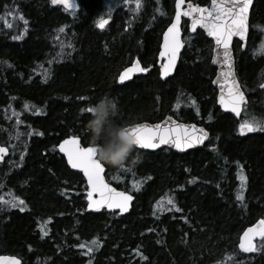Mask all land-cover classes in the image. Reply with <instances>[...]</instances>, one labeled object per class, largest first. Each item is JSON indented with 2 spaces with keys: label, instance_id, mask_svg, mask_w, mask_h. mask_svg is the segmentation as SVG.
<instances>
[{
  "label": "trees",
  "instance_id": "obj_1",
  "mask_svg": "<svg viewBox=\"0 0 264 264\" xmlns=\"http://www.w3.org/2000/svg\"><path fill=\"white\" fill-rule=\"evenodd\" d=\"M78 3V11L67 12L50 0H0V145L9 151L0 165V255L21 264H264V248L238 247L245 228L264 219V131L237 130L246 119L264 120V52L253 43L256 30L264 34V0L252 8L245 51L234 47L247 96L240 122L215 105L209 41L201 32L189 36L184 25L176 72L158 79L160 36L174 0ZM101 18L110 22L99 31ZM134 59L149 72L118 86L119 72ZM105 93L116 98L117 126L169 115L210 134L203 148L184 155L135 150L131 159H139L123 169L103 164L107 182L134 196L124 217L87 213L84 181L56 150L72 135L89 146V113L80 108Z\"/></svg>",
  "mask_w": 264,
  "mask_h": 264
},
{
  "label": "snow or ice",
  "instance_id": "obj_2",
  "mask_svg": "<svg viewBox=\"0 0 264 264\" xmlns=\"http://www.w3.org/2000/svg\"><path fill=\"white\" fill-rule=\"evenodd\" d=\"M183 0H176V16L173 19L171 25L164 32V43L161 45L159 55L165 58L163 66L160 70V76L163 78L167 76L173 68L176 61L177 53L181 47V40L179 39L178 22L181 16V3ZM51 5H63L65 9H73L76 7L71 0H50ZM251 0H211V8H202L194 6L189 3L187 10L183 11L184 16L192 18L193 27L200 24L207 30L209 36L215 39V43L218 47L223 49V63L227 67V74L231 76L232 65L229 54V42L234 35L244 39L247 29L248 13ZM192 13H199L200 15L193 17ZM206 13V15H205ZM10 15L12 13H9ZM21 19L23 17L21 16ZM107 23V20L101 19L97 23V27L103 29ZM64 31L63 28L60 29ZM20 36H15L13 39L19 40ZM150 66L142 67L140 62L133 61L130 67H127L119 75V81L123 82L131 77L132 73H147ZM224 75V73H221ZM225 83L228 85L227 95H222L219 103L226 109H230L233 113H239L241 106L245 103V94L241 91L240 86L235 81H228L225 78ZM264 87V84L261 85ZM78 99L84 101L88 98L79 97ZM194 103V102H193ZM81 107L80 113H88V107ZM39 111V109H37ZM124 132L131 135L136 143V146L142 149H155L160 145H170L178 150H184L193 145L200 144L207 138L208 133L203 129L198 130L193 125L191 129L183 124H177L172 121L169 124L148 125L146 123H135L130 126L122 127ZM238 132L240 135L246 133H252L255 131H264V120L258 119H246L238 126ZM42 135L43 133H37ZM83 139L78 135H72L62 140L58 145L59 152L67 158V164L72 169H78L83 173V176L87 180V207L92 210H99L101 208H107L109 210L118 209L120 213L126 212L129 207V202L133 199V196L127 192H117L105 183L102 173L105 172V167L102 163L95 158V150L91 146H81ZM5 149L0 147V153H4ZM124 168V167H123ZM121 168V169H123ZM150 179V177H149ZM238 179L243 185L245 176L241 169ZM139 190L140 183L135 185ZM96 194V198H93V194ZM238 200H242L243 196L238 195ZM24 201L19 200L21 212L24 211ZM169 204L175 207V203L169 200ZM11 208L17 207L15 199L9 205ZM178 210V209H177ZM46 234V233H43ZM259 238V244L257 239ZM98 243L93 241V244ZM84 248L85 245H79ZM264 248V219H260L257 222V226L247 228L240 236L239 249L243 253L255 252ZM93 247H88L87 252H93ZM139 254V253H138ZM0 261L4 264H20V261L16 257H0ZM90 264V262H89Z\"/></svg>",
  "mask_w": 264,
  "mask_h": 264
},
{
  "label": "water",
  "instance_id": "obj_3",
  "mask_svg": "<svg viewBox=\"0 0 264 264\" xmlns=\"http://www.w3.org/2000/svg\"><path fill=\"white\" fill-rule=\"evenodd\" d=\"M255 1H256V0H251V4H250V7H249V13H248L247 29H246V32H245V37H244V39H241L239 36L234 35V36L232 37V39L230 40V42H229V49H228V50H229V54H230V58H231V65H232V74H231V76H228V74H227V67H226L223 63H221V61L223 60V49L220 48V47H218V46L216 45V43H215V39H214L213 37H211V36L208 35L207 30H206L204 27H202L200 24H197V25H195V27H193V21H192V18L189 17V16H184V15L182 14L184 10H187L189 3L193 4L192 2L183 0V2L181 3V9H180V10H181V16H180V19H179V22H178V25H177L178 28H179V39H180V40H181V35H182V34H181V22H182V20L184 19V20L188 21V30H189V33H190V34H195L196 31L199 30V31L203 32L204 35H205V37L211 42L210 63H211V65H212L213 68H214V76H213L212 81H211V87H212L213 90L215 91V104H216L217 108H218L221 112L232 115L236 121H239L240 118H241L242 111H243V107L247 104V96L245 95V103L241 106L240 112H239L238 114H237V113H233L232 111H230V109H226V108H224L223 106H221V104L219 103V100H220V98H221L222 95H227L228 85L225 83V78H226V77H227L228 81H235V82L240 86V84H239V82H238V80H237V77H236V71H235V59H234V54H233V43H234V41L238 42V43H239V46H240V50H241V51H244V50H245V48H246V44H247L248 35H249V20H250V14H251L252 8H253V6H254V4H255ZM71 2H72L73 4L76 5V7L73 8V9H65V8L63 7V5H57V6H53V5H51V6H52V7H59V8H62L63 10L68 11V12H76V11H78V9H79V3H78V0H71ZM50 4H51V3H50ZM193 5H194V6H198V5H195V4H193ZM211 6H212V5H211V0H209V6H208V7H202V6H199V7L210 9ZM176 11H177V9H176V0H175V1H174V8H173V15H172V18H171V20H170L169 25L167 26V28L163 31V33H162V35H161V38H160V45H159V51H158V55H157L158 78H159V80H160L161 82H164V81H166L167 79L172 78L173 75L175 74V72H176V68H177V65H178V61H179V57H180L181 51H182L183 46H184V44H183L182 41H181V47H180L179 52L177 53L176 61H175V64L173 65L172 71H171L167 76H165V77L162 78V77L160 76V70H161V68H162V66H163V63H164V61H165V58H164V57H161V56L159 55V52H160L161 45L164 43V36H163V34H164V32L168 29V27L171 25L173 19L175 18V16H176ZM198 15H200V14H199V13H192V16H193V17L198 16ZM205 15H206V13H205ZM104 20H107V23H106V25H105V27H106V26L109 24V19H105V18H104ZM97 23H98V22H97ZM97 23H96V25H97ZM105 27H104V28H105ZM96 28H97L98 30H102L101 28H98L97 26H96ZM104 28H103V29H104ZM134 61H138V60H134ZM138 62H139V61H138ZM131 64H132V62H131L127 67H130ZM127 67H125V68H127ZM125 68H124V69H125ZM124 69H123V70H124ZM123 70L120 71V73L123 72ZM120 73L118 74V76H117V80H116V83H117L118 86H122V85H124V84H127V83L131 82L134 78L141 77V76H143V75L145 74V73H135V72H134V73L131 74V77H130L128 80H125V81H123V82H120V81H119V75H120ZM221 73H224V75H221ZM240 89H241V91H243L242 88H241V86H240ZM244 94H245V93H244ZM172 121H175L177 124H183V125H186V126L189 127V129H191V127H192L193 125H195V126H196V129H197V133H196V134H198V130H199V129L203 128V129L208 133V136H207L206 139H204V141H203L202 143H200V144H196V145H193V146H191V147H189V148H186V149H184V150H182V151H181V150H178V149H176V148H174V147H171L170 145H160V146H158V147L155 148V149H142V148H139V147L136 146V150L141 151V152H156V151H158L159 149L166 148V149H168V150L174 152V153L177 154V155H184V154H186V153H188V152H190V151H192V150L200 149V148L204 147L205 144L208 142V139H209L210 134H209V131H208L205 127H203L202 125L195 124V123H184V122H179V121L175 120V119H174L173 117H171V116H166V117H164L162 120H160V121H158V122H156V123H147V122H142V123H146V124H148V125H155V124H157V123H160V124L164 125V124H169V123H171ZM249 134H250V133H246V134H244V136L249 135ZM67 138H68V137H67ZM65 139H66V138H65ZM63 140H64V139H63ZM61 142H62V141H60V142L58 143V145H59ZM58 145H57V147H56L57 152L59 153L60 156L63 157V159H64V161H65V163H66L67 168H68L70 171H72V172H77V173H79V174L81 175L83 181H84L85 188H86V190H85V192H84V195H85V202H86V207H85V208H86V212H87V213L98 214V213H100V212H102V211H105V212H107V213H116L119 217L127 216V215L130 213L131 208H132V204H133V202H134V197H133V199L129 202L128 210H127L126 212H123V213H120L118 209H114V210H109V209H107V208H101V209H99V210H92V209H89V208L87 207V205H88V199H87V180H86V178L83 176V173H82L80 170H78V169H72V168L67 164V158L63 155V153L59 152ZM81 146H83V145H81ZM0 147H3V148L5 149V152H4V153H0V165H1V164L4 162L5 158H7V156L9 155V151H8V149H7L6 147H4V146H1V145H0ZM102 165H103V164H102ZM102 175L104 176L105 183H107L111 188L115 189L117 192L122 191V190L116 189L115 187H113L112 185H110V184L107 182V180H106V178H105V172L102 173ZM124 192H125V191H124ZM128 194H130V193H128ZM130 195H131V194H130ZM132 196H133V195H132ZM93 198H94V199L96 198V194H95V193L93 194ZM258 221H259V220H258ZM258 221H256V222L252 223L251 225L247 226V227L245 228V230H246L247 228H249V227L257 226V222H258ZM245 230H244V231H245ZM244 231H243V232H244ZM243 232L240 234V236L243 234ZM240 236H239V239H238V247H239V242H240ZM256 239H257V241L259 240V238H256ZM0 257H15V256H10V255H0ZM16 258L20 261V264H21V260H20L18 257H16ZM0 264H4V262H3V261H0Z\"/></svg>",
  "mask_w": 264,
  "mask_h": 264
},
{
  "label": "clouds",
  "instance_id": "obj_4",
  "mask_svg": "<svg viewBox=\"0 0 264 264\" xmlns=\"http://www.w3.org/2000/svg\"><path fill=\"white\" fill-rule=\"evenodd\" d=\"M117 111L116 98L105 93L88 107L89 117L83 128L95 158L112 169H121L139 159H131L136 150L134 138L114 122Z\"/></svg>",
  "mask_w": 264,
  "mask_h": 264
},
{
  "label": "rangeland",
  "instance_id": "obj_5",
  "mask_svg": "<svg viewBox=\"0 0 264 264\" xmlns=\"http://www.w3.org/2000/svg\"><path fill=\"white\" fill-rule=\"evenodd\" d=\"M262 41H264V34L258 33L256 30L255 33L253 34V43H255V48L258 47L260 50H262L264 52V44ZM257 53H260V51H257Z\"/></svg>",
  "mask_w": 264,
  "mask_h": 264
},
{
  "label": "bare ground",
  "instance_id": "obj_6",
  "mask_svg": "<svg viewBox=\"0 0 264 264\" xmlns=\"http://www.w3.org/2000/svg\"><path fill=\"white\" fill-rule=\"evenodd\" d=\"M120 73V72H119ZM57 150V149H56ZM59 154V153H58ZM62 157V156H61ZM63 158V157H62ZM64 160V159H63ZM65 162V161H64ZM65 165H66V163H65ZM132 195V194H131ZM134 197V196H133ZM86 207V206H85ZM85 211H86V208H85ZM101 213V212H100ZM114 214H116V213H114ZM117 215V214H116ZM118 216V215H117ZM119 217V216H118ZM241 251V250H240Z\"/></svg>",
  "mask_w": 264,
  "mask_h": 264
}]
</instances>
